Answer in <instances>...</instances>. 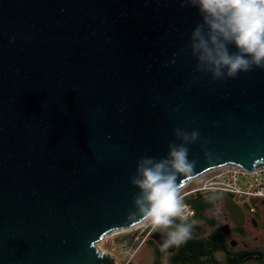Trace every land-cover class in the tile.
I'll list each match as a JSON object with an SVG mask.
<instances>
[{
    "label": "water",
    "instance_id": "water-1",
    "mask_svg": "<svg viewBox=\"0 0 264 264\" xmlns=\"http://www.w3.org/2000/svg\"><path fill=\"white\" fill-rule=\"evenodd\" d=\"M199 22L179 0H0V264H116L98 243L142 222L130 178L177 127L199 131L180 189L264 165V69L197 72Z\"/></svg>",
    "mask_w": 264,
    "mask_h": 264
},
{
    "label": "clouds",
    "instance_id": "clouds-1",
    "mask_svg": "<svg viewBox=\"0 0 264 264\" xmlns=\"http://www.w3.org/2000/svg\"><path fill=\"white\" fill-rule=\"evenodd\" d=\"M182 8L196 9L200 22L192 29L187 48L195 59V70L223 81L253 68L264 69V0H179ZM234 49V50H230ZM175 140L164 158L141 157L130 184L133 210L129 222L150 221L164 236L161 247L168 249L186 242L192 235L184 218V204L177 178L190 175L197 163L189 159V145L197 142L199 131L173 130Z\"/></svg>",
    "mask_w": 264,
    "mask_h": 264
},
{
    "label": "flooded vegetation",
    "instance_id": "flooded-vegetation-1",
    "mask_svg": "<svg viewBox=\"0 0 264 264\" xmlns=\"http://www.w3.org/2000/svg\"><path fill=\"white\" fill-rule=\"evenodd\" d=\"M184 218L192 235L168 249L150 221L126 238L132 254L125 264H264V199L238 200L233 196L197 193L180 195Z\"/></svg>",
    "mask_w": 264,
    "mask_h": 264
},
{
    "label": "built area",
    "instance_id": "built-area-1",
    "mask_svg": "<svg viewBox=\"0 0 264 264\" xmlns=\"http://www.w3.org/2000/svg\"><path fill=\"white\" fill-rule=\"evenodd\" d=\"M202 175L207 178H204L201 184L187 190L188 194L217 193L233 196L238 200L264 199V165L251 171L234 165H225ZM193 181H190L183 189Z\"/></svg>",
    "mask_w": 264,
    "mask_h": 264
},
{
    "label": "rangeland",
    "instance_id": "rangeland-1",
    "mask_svg": "<svg viewBox=\"0 0 264 264\" xmlns=\"http://www.w3.org/2000/svg\"><path fill=\"white\" fill-rule=\"evenodd\" d=\"M204 178H207V176L203 177V175H201L196 178V180H192L193 182H191L186 188L180 189V195L189 190L191 187L201 184ZM139 227V225H136L135 227L129 229L111 232L98 243V247L102 252L112 255V257L116 260V264H125V262H127L131 257L132 253L127 250L125 243L123 241L120 242V240L128 235L138 233Z\"/></svg>",
    "mask_w": 264,
    "mask_h": 264
},
{
    "label": "trees",
    "instance_id": "trees-1",
    "mask_svg": "<svg viewBox=\"0 0 264 264\" xmlns=\"http://www.w3.org/2000/svg\"><path fill=\"white\" fill-rule=\"evenodd\" d=\"M213 194H216V193H213ZM124 239H126V237L121 238L120 242L123 241Z\"/></svg>",
    "mask_w": 264,
    "mask_h": 264
},
{
    "label": "bare ground",
    "instance_id": "bare-ground-1",
    "mask_svg": "<svg viewBox=\"0 0 264 264\" xmlns=\"http://www.w3.org/2000/svg\"><path fill=\"white\" fill-rule=\"evenodd\" d=\"M125 230V229H124Z\"/></svg>",
    "mask_w": 264,
    "mask_h": 264
}]
</instances>
